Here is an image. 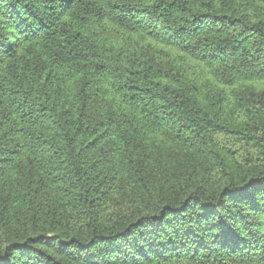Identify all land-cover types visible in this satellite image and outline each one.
I'll use <instances>...</instances> for the list:
<instances>
[{
	"label": "trees",
	"instance_id": "trees-1",
	"mask_svg": "<svg viewBox=\"0 0 264 264\" xmlns=\"http://www.w3.org/2000/svg\"><path fill=\"white\" fill-rule=\"evenodd\" d=\"M0 264H264V0H0Z\"/></svg>",
	"mask_w": 264,
	"mask_h": 264
}]
</instances>
